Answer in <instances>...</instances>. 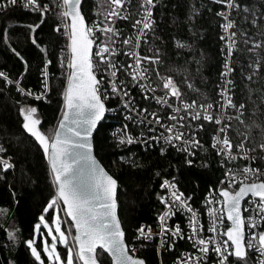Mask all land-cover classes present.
Returning <instances> with one entry per match:
<instances>
[{"label":"snow or ice","instance_id":"obj_1","mask_svg":"<svg viewBox=\"0 0 264 264\" xmlns=\"http://www.w3.org/2000/svg\"><path fill=\"white\" fill-rule=\"evenodd\" d=\"M212 2L220 9L213 15L222 33L223 71L218 99L210 100L201 94L202 99L197 100L186 95V90L199 92L187 74L177 81L172 74L162 72L161 50L154 44L150 46V40L157 39L154 10L159 0H136L135 5L132 0H104L103 11H97L91 24L82 11V0H0V13L18 8L37 15V22L24 23L22 27L28 31L30 44L42 54L38 88L25 87L22 81L30 72L27 50L22 54L13 47L9 29H0V43L4 45L0 51L11 53L23 68L15 79L8 71L0 70V82L13 86L19 94L16 104L21 127L42 152L49 176L48 196L29 237L23 240L32 258L30 264H100L105 254L111 264H146L145 259L135 255L136 246L125 241L117 215V181L93 151L94 131L105 127L101 122L108 119L107 113L121 110L125 115L112 133L115 147L131 151L129 145L148 147L149 141L162 140L161 153L169 145L176 147L187 154L184 163L191 166L194 149L202 148L198 133L210 130L211 147L225 168L219 187L210 189L204 199L207 234L200 210L192 205V196L185 195L173 177L159 184L164 191L157 193L162 205L157 213L158 232L140 224L133 238L151 241L158 236V251L174 250L176 241L185 238V233L180 222L169 221L181 213L187 218V239L193 251L177 255L173 264H248L252 253L255 264H264V169L252 166L253 161L264 160V142L249 147L247 134L238 132L239 142L235 144L230 136L234 119L245 129L260 127L255 121L245 124L244 116L247 103L256 104L254 94L264 108V87H251L264 72V0ZM204 7L198 0L188 4L187 19L193 35L194 21ZM48 17H54L53 34L62 33L65 38L56 60L67 83L60 118L54 128L45 132L41 111L28 100L47 101L52 90L49 67L53 61L48 58L49 45L38 34ZM118 21H127L129 30L117 27ZM173 40L177 53L192 48L185 40ZM234 53L248 54L247 61L239 65L240 79L247 81L246 100H242L236 81L231 79L236 74L231 63ZM133 85L139 90L135 94ZM112 97L116 98V108L106 106ZM159 129L163 131L152 136ZM134 156L135 153L121 155L119 160L135 166ZM11 160L0 145V171L14 168ZM237 160L248 163L236 170L228 166ZM249 207L253 214L245 215ZM0 216L5 217L0 228L14 246L20 229L14 223L4 228L6 210L0 209ZM60 245L63 252L58 250Z\"/></svg>","mask_w":264,"mask_h":264},{"label":"trees","instance_id":"obj_2","mask_svg":"<svg viewBox=\"0 0 264 264\" xmlns=\"http://www.w3.org/2000/svg\"><path fill=\"white\" fill-rule=\"evenodd\" d=\"M189 2L190 0H159L154 10L157 39L150 40V46L154 44L161 50L162 72L172 74L177 81L185 78L187 74L194 88L199 90L198 93L186 90L187 96L201 100V94H203L210 100H216L218 99L216 95L218 86L221 84L220 73L223 71L224 56L221 53L222 42L219 39L222 33L213 12L220 9L213 4L212 0H198V3H202L205 7L194 21L193 31L196 34L193 35L189 31L187 19ZM132 3L135 5L136 0H132ZM99 9V0H83L82 11L87 21L96 16ZM53 20L54 17H48L38 30V34L43 37V43L49 45L48 58L53 61V65L49 67L52 73V90L47 96V101H34L31 98L28 100L41 111L42 126L45 132L54 128L60 118V109L63 105L62 93L67 83L66 75H61L60 66L56 60L59 50L65 46V38L62 33L53 34L51 28ZM35 22H37L35 13L21 11L18 8L8 13H0V29H9L12 46L22 54H25L27 50L26 58L29 59L30 72L22 83L25 87H31L34 90L38 88L37 79L39 69L42 67L40 63L42 54L30 44L27 39L28 31L22 27V24ZM116 26L125 31L129 30L127 21H118ZM173 38L187 41L192 48H185L177 53ZM3 47L4 45L0 43V48ZM123 58L120 57V59ZM247 59L248 54L234 53L236 74L232 76V79L236 81L240 89L242 100L247 99V89L244 87L247 81H241L239 65L245 63ZM196 61H199V64ZM0 70L8 71L15 79L23 68L11 53L6 54L0 51ZM66 72L67 69H65ZM260 76L261 79L251 87H264V72ZM138 91L133 85V93ZM17 100H20V96L15 88L0 82V141L7 150V156L12 158L11 162L14 164V168L0 171V177H2L0 178V209L7 212V222L4 223V228L14 223L20 229L19 241L13 246L8 241L5 231L0 228V264H7L8 261H14L15 264H30L32 258L26 251L23 240L29 237L50 187L47 161L21 127L22 120L18 116ZM252 100L256 101V104L247 103L244 121L245 124L255 121V124L260 127L245 129L244 125L237 120L234 119L231 122L234 129L231 133L234 134L238 130L244 131L249 136L250 145L264 142V131H261L264 129V108L260 107L255 94ZM107 104L117 105L116 98L112 97ZM121 117L120 114L108 116L106 121L101 122L105 127L100 129V125L98 126L100 131L95 132L94 148L97 157L118 181V214L129 244L136 228L143 223H154L158 211L162 209L157 193H160L159 184L163 177H175L179 188L192 196V205L202 209L203 200L209 190L219 187V181L223 179V167L219 164L220 159L217 152L211 147L209 137L212 133L210 130L198 133L202 148H197L196 155L192 157L194 163L191 166L184 163L185 153L172 146H167L163 153L157 146L151 148L144 145L136 147L129 145L128 149L131 151L115 147L116 141L110 133L115 123H121ZM132 153H135L133 157L136 160L135 166L119 160L121 155ZM158 172L160 176L156 175ZM4 220L5 217L0 216V223ZM178 244L186 247L187 242L179 241L176 248L169 251V255L179 253ZM59 250L63 252V245L59 246ZM138 251L136 255L143 257L147 264H159L153 244L145 243ZM255 257V253H252L248 264H255ZM100 261L101 264H111L107 254Z\"/></svg>","mask_w":264,"mask_h":264},{"label":"built area","instance_id":"obj_3","mask_svg":"<svg viewBox=\"0 0 264 264\" xmlns=\"http://www.w3.org/2000/svg\"><path fill=\"white\" fill-rule=\"evenodd\" d=\"M94 19H96V16H94L92 19H89V21H88V23L89 24H91V22H92V20H94ZM118 23V22H117ZM231 63H232V65L234 66V54H233V57H232V59H231ZM231 79H232V77H231ZM157 95H160V93L159 92H157ZM154 103V102H153ZM106 106L107 107H110V108H116L117 107V105H108L107 104V101H106ZM118 114H120L122 117L121 118H123V116L125 115V113H124V111L123 110H121L120 112H112V113H107L106 115L107 116H116V115H118ZM121 122H122V119H121ZM120 125H121V123H115L114 124V126L112 127V129H111V136H112V133H113V131L117 128V127H120ZM160 131H163V129H159V130H157L156 132H153V133H151L152 134V136H156V135H159V133H160ZM245 133L244 131H242V130H238L236 133H230V136H232V138H233V143L235 144V143H238L239 141H238V139H237V133ZM246 134V133H245ZM0 145H3L2 143H1V141H0ZM142 145V144H141ZM148 146L149 147H162V146H164L163 145V141L161 140L160 142H157V143H152L151 141H149V144H148ZM169 146H171V145H169ZM247 146H249V147H251L252 145H250L249 143L247 144ZM4 147V146H3ZM173 147V146H172ZM167 148V147H166ZM176 148V147H175ZM196 150L197 149H194V151H195V153H196ZM185 155H186V158H187V154L185 153ZM192 158V157H191ZM11 162V161H10ZM12 163V162H11ZM248 162L247 161H244V160H237V161H234V162H232L230 165H228L229 167H231V168H233L234 170H236V169H240V168H242L245 164H247ZM219 164H221V161L219 160ZM221 166H222V164H221ZM252 166L253 167H259V168H262V169H264V160H260V159H258V160H256V161H253L252 162ZM223 167V174H224V171H225V168H224V166H222ZM162 179H169V180H171L172 178H170V177H163ZM161 182H162V180H161ZM175 183L177 184V186L179 187V185H178V183L175 181ZM180 189V188H179ZM181 190V189H180ZM163 191L164 190H160V193H163ZM182 191V190H181ZM185 193V192H184ZM185 195H187L186 193H185ZM208 195V194H207ZM206 195V196H207ZM205 199V198H204ZM247 199V198H246ZM203 208L202 209H200V208H198V207H196V206H194L193 205V207L194 208H197V209H199L200 210V212H201V222L205 225V234H207V232H206V229H207V226H208V214H207V211H206V209L204 208V200H203ZM162 206V205H161ZM162 210V209H161ZM253 214V212H252V209H251V207H249L248 208V211L245 213V215H252ZM226 219V218H225ZM176 222H180L181 223V226H182V229L184 230V233H185V231L187 232V235H188V227H187V218L186 217H184L183 216V214H181V213H177V215L173 218V219H171L170 221H169V223L170 224H174V223H176ZM143 224H146V225H150L151 226V229H152V232L153 233H157L158 232V228H157V215H156V220H155V222L154 223H143ZM261 230H264V229H261ZM134 236H135V234H134ZM133 236V237H134ZM179 241H181V242H187V244H186V247H182V246H180L179 244H178V249H180V251H179V253L178 254H174L173 256L172 255H169V251H173V250H169V251H167V252H164V251H158V245H159V243H160V240H159V237L158 236H154L153 237V240H151V241H148V240H136V239H134V238H132V240H131V242H129V245L131 246V245H135L136 246V252H135V255L139 252L138 250H139V248H140V246H142L143 244H148V243H151V244H153L154 245V247H155V250H156V254H157V257H158V260H159V264H173V261H174V259L176 258V256L177 255H179V254H181V253H183V252H186V251H188V252H191V251H193V249H192V243H191V241H189L188 239H187V236L185 237V238H183V239H179V240H177L176 241V243H175V248H176V244L179 242ZM213 259H214V257H213ZM255 261H256V257H255Z\"/></svg>","mask_w":264,"mask_h":264},{"label":"water","instance_id":"obj_4","mask_svg":"<svg viewBox=\"0 0 264 264\" xmlns=\"http://www.w3.org/2000/svg\"><path fill=\"white\" fill-rule=\"evenodd\" d=\"M82 4H83V0H82ZM85 15V14H84ZM87 20V19H86ZM99 126V125H98ZM94 135H95V131H94V134H93V145H94ZM93 151H94V154L96 155V153H95V148L93 149ZM96 157H97V155H96ZM97 159L100 161V163H101V165L104 167V169H105V171H107L108 172V174L109 175H111L112 177H113V179H115L116 181H117V179L106 169V167L103 165V163L101 162V160L97 157ZM117 190H118V181H117ZM116 200H117V191H116ZM242 203H244V202H242ZM117 215H118V217H119V214H118V200H117ZM119 219H120V217H119ZM120 222H121V220H120ZM121 226L123 227V225H122V223H121ZM124 229V228H123ZM125 231V230H124ZM125 241H126V243H127V240H126V235H125ZM141 258H143V257H141ZM144 259V258H143ZM146 261V260H145ZM100 264H101V261H100ZM147 264V263H146Z\"/></svg>","mask_w":264,"mask_h":264},{"label":"rangeland","instance_id":"obj_5","mask_svg":"<svg viewBox=\"0 0 264 264\" xmlns=\"http://www.w3.org/2000/svg\"><path fill=\"white\" fill-rule=\"evenodd\" d=\"M99 2H100V9L99 10H103L105 7L104 0H99Z\"/></svg>","mask_w":264,"mask_h":264},{"label":"clouds","instance_id":"obj_6","mask_svg":"<svg viewBox=\"0 0 264 264\" xmlns=\"http://www.w3.org/2000/svg\"><path fill=\"white\" fill-rule=\"evenodd\" d=\"M89 21V20H88Z\"/></svg>","mask_w":264,"mask_h":264}]
</instances>
